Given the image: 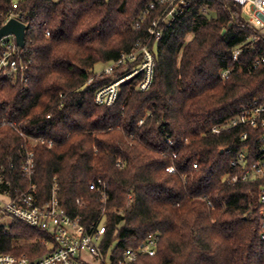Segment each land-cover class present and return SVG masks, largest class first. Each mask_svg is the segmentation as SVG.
Returning a JSON list of instances; mask_svg holds the SVG:
<instances>
[{
    "label": "trees",
    "instance_id": "trees-1",
    "mask_svg": "<svg viewBox=\"0 0 264 264\" xmlns=\"http://www.w3.org/2000/svg\"><path fill=\"white\" fill-rule=\"evenodd\" d=\"M182 1L184 13L160 26L155 43L150 29L165 10L156 0H0V28L14 4L27 26L20 49L27 81L21 72L0 76V164L13 165L20 180L25 139L18 130L46 141L33 148L40 201L57 178L67 211L87 226L106 220L103 250L115 259L160 234L157 254L134 264H264L260 183L230 181L241 172L231 163L244 130L212 132L263 99L264 64L251 66L264 56V40L249 44L253 32L233 0ZM138 44L155 58L150 87L139 90L140 74L121 85L114 105L97 104V91L135 64L110 76L97 75L96 65ZM247 131L252 164L258 143ZM100 179L106 205L90 188ZM54 247L25 223L0 226V253L34 259Z\"/></svg>",
    "mask_w": 264,
    "mask_h": 264
},
{
    "label": "built area",
    "instance_id": "built-area-1",
    "mask_svg": "<svg viewBox=\"0 0 264 264\" xmlns=\"http://www.w3.org/2000/svg\"><path fill=\"white\" fill-rule=\"evenodd\" d=\"M156 0L165 10L151 26V35L155 43H158L163 34L161 25L171 26L184 9L180 7L182 0ZM242 8L248 4L252 5L253 15L248 22L253 35L249 44L253 46L256 42L264 40V0H233ZM18 4H14L13 9L5 19L6 25L12 19L21 21L17 13ZM155 9V5H152ZM3 25V26H4ZM49 36L50 33H47ZM4 48L0 53V76L16 78L21 72L22 82H26V65L20 61L21 47L18 46L14 36L10 35L0 40ZM242 49L234 51V64L239 62ZM128 63H134L131 73L124 78L106 85L97 91L95 102L99 105H114L120 95L121 85L130 78L143 75L138 88L146 91L154 78L155 58L148 45L140 46L132 53H123L119 60L109 63L97 75H112L114 71ZM264 64V56L259 57L252 68L257 69ZM242 71V68H240ZM228 69L223 72V77L231 74ZM91 83V81H90ZM50 117V116H49ZM5 124V122H4ZM234 129L244 130L241 140L244 147L236 154L231 166L241 172L231 178L232 183H260L258 200L262 205L261 215L264 222V97L262 100H255L244 105L236 117L221 126H215L212 130L214 134H221ZM247 130L255 131V140L258 143L256 161L250 164L251 153L248 144L250 133ZM19 134L25 139L23 145V163L20 172V180L13 173L14 166L0 164V222L6 218L13 221L25 223L32 228L39 229L52 237L55 247L45 255L31 259L26 255L15 256L9 253H0V264H134L143 256H155L161 241L160 234H151L136 249L128 248L123 251L119 259L112 257V253L106 254L103 250V243L107 234L106 220L102 219L99 224L87 226L83 223L80 215H73L67 211L60 202V186L57 178L53 180L50 198L41 202L38 197V186L34 181L35 176V154L34 146L38 143H45L44 140H37L27 137L22 131ZM172 144V141L169 142ZM52 147V144L49 146ZM221 153L229 154L231 149L223 147ZM176 158V155H175ZM170 173H175L176 168L170 166L167 169ZM91 190L101 196L104 205L107 204L106 185L100 179L90 186ZM77 204L82 206L78 200ZM0 226H4L0 224ZM9 231V230H7ZM264 241V230L261 234ZM48 241V240H47ZM45 241V242H47Z\"/></svg>",
    "mask_w": 264,
    "mask_h": 264
},
{
    "label": "water",
    "instance_id": "water-1",
    "mask_svg": "<svg viewBox=\"0 0 264 264\" xmlns=\"http://www.w3.org/2000/svg\"><path fill=\"white\" fill-rule=\"evenodd\" d=\"M27 26L18 19L10 20L6 25L0 28V40L10 35L14 36L19 47L24 48L26 45Z\"/></svg>",
    "mask_w": 264,
    "mask_h": 264
},
{
    "label": "rangeland",
    "instance_id": "rangeland-1",
    "mask_svg": "<svg viewBox=\"0 0 264 264\" xmlns=\"http://www.w3.org/2000/svg\"><path fill=\"white\" fill-rule=\"evenodd\" d=\"M54 1H57V0H54ZM252 15H253L252 5L248 4L247 6H245L243 8V17L245 18V20L247 22H249L251 20ZM191 39H192V36H189L188 40H191ZM105 67H106V65H104V64H98L95 67V72L100 73ZM11 223H12V220L8 219V218H6L0 222V224L4 225L6 227H9L11 225Z\"/></svg>",
    "mask_w": 264,
    "mask_h": 264
}]
</instances>
